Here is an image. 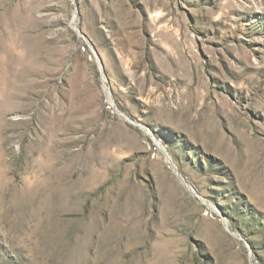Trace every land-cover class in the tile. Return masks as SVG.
<instances>
[{"label":"rangeland","instance_id":"obj_1","mask_svg":"<svg viewBox=\"0 0 264 264\" xmlns=\"http://www.w3.org/2000/svg\"><path fill=\"white\" fill-rule=\"evenodd\" d=\"M0 264H264V0H0Z\"/></svg>","mask_w":264,"mask_h":264},{"label":"built area","instance_id":"obj_2","mask_svg":"<svg viewBox=\"0 0 264 264\" xmlns=\"http://www.w3.org/2000/svg\"><path fill=\"white\" fill-rule=\"evenodd\" d=\"M102 78H103V82H104V85H105V88H106V82H105V79H104L103 75H102ZM109 104H110V106L114 107L118 112H120V111L115 107V105H114V103H113L112 101H110ZM167 159H168L169 163L172 165L173 169H176V166L174 165V163L172 162V160H171L170 158H167Z\"/></svg>","mask_w":264,"mask_h":264}]
</instances>
